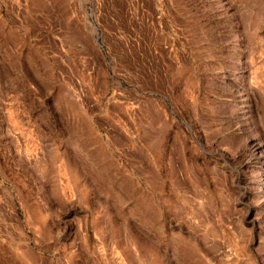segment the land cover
I'll use <instances>...</instances> for the list:
<instances>
[{"label": "rangeland", "instance_id": "obj_1", "mask_svg": "<svg viewBox=\"0 0 264 264\" xmlns=\"http://www.w3.org/2000/svg\"><path fill=\"white\" fill-rule=\"evenodd\" d=\"M0 264H264V0H0Z\"/></svg>", "mask_w": 264, "mask_h": 264}]
</instances>
